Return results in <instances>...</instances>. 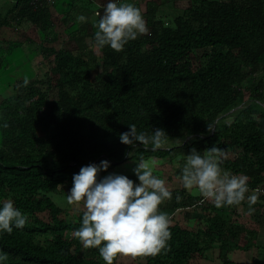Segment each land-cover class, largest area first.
Instances as JSON below:
<instances>
[{"label": "trees", "instance_id": "1", "mask_svg": "<svg viewBox=\"0 0 264 264\" xmlns=\"http://www.w3.org/2000/svg\"><path fill=\"white\" fill-rule=\"evenodd\" d=\"M134 2L148 30L119 51L94 45L106 0H12L0 10V73L21 48L39 69L31 80L0 82V201L12 199L28 216L22 228L0 232L3 264H106L74 234L83 202L67 201L73 174L92 162L110 161L103 177L141 158L173 167L193 147L216 145L224 168L248 176L249 194L264 190V0ZM132 123L148 134L164 128L167 142H121ZM169 190L160 209L170 238L156 254H136V264H199L215 248L234 264L231 252L256 245L264 193L249 214L247 200L217 207L182 182Z\"/></svg>", "mask_w": 264, "mask_h": 264}, {"label": "clouds", "instance_id": "2", "mask_svg": "<svg viewBox=\"0 0 264 264\" xmlns=\"http://www.w3.org/2000/svg\"><path fill=\"white\" fill-rule=\"evenodd\" d=\"M97 15L94 32L97 47L107 45L119 51L148 30L143 10L134 0H106L103 11ZM78 19L85 21L87 17L81 14ZM208 127L210 131L215 128L209 124ZM168 137L164 128H155L148 134L138 131L135 123L120 133L121 142L133 147L139 142L159 148ZM225 155V150L216 145L203 151L193 147L178 178L185 189H198L202 196L199 203L211 200L221 207L240 205L247 200L251 214L255 211L251 205L259 199L261 189H253L249 194L248 176L224 168ZM135 165L133 171L139 182L123 173L100 177L101 171L110 167L107 159L83 165L73 174L72 186L67 191L69 203L83 202L85 208L80 227L74 230L75 236L85 247H98L106 264H112L119 254H156L171 235L169 213L160 209L165 198L172 196L166 180L154 174L148 159L141 158ZM27 222V214L12 199L0 201V232L10 233L13 226L22 228ZM6 257L7 253L0 250V264Z\"/></svg>", "mask_w": 264, "mask_h": 264}, {"label": "rangeland", "instance_id": "3", "mask_svg": "<svg viewBox=\"0 0 264 264\" xmlns=\"http://www.w3.org/2000/svg\"><path fill=\"white\" fill-rule=\"evenodd\" d=\"M5 1H8V2H5ZM9 1H12V0H0V7H1L0 10L6 11L11 5ZM169 2H171V0H169ZM29 30L32 31L33 29L29 28ZM28 33L30 35L29 37L32 38V40L38 41L36 33H32V32H28ZM23 48H26V47H23ZM21 49L16 50L15 53H13L12 56L9 58L11 62V66L6 71L0 73V82L5 81V82L13 83L14 81H16L17 78L24 79V80L26 79V81H28V80L33 79V77L37 75L39 69L36 67V65L33 64V62H31L33 58L32 54L27 51L22 52L23 50ZM4 63L5 64L8 63V60L6 58L3 59V64ZM9 93L12 94L13 91L8 90V94ZM150 163L153 166L154 174H157V175L160 174V176L166 180V184L168 188H176L180 186L181 184L180 179L177 176L173 175L174 173L173 171L177 168H181L183 165L182 163H179L177 159L175 160L174 164H172L173 167H170V165H165L164 167H161L162 161L157 160V159L150 160ZM133 169H134V166L131 164L122 165L121 167L117 168L116 172L130 175L131 173L134 172ZM193 192L196 194L199 193L198 189H193ZM57 202L60 205L66 207L67 203L66 201H64L63 197H60L59 199H57ZM73 213L74 212L72 211L71 215ZM257 215L258 213H254V217ZM175 217L180 218L181 214L177 212ZM247 220H250L251 223H255L254 220H251V219H247ZM259 236H260V241H262L263 239L262 237L264 236V230H262V232H259ZM261 247L264 248V244H262ZM257 248H259V246ZM208 253L209 254L207 255H211V251H208ZM135 256L136 254H131V253L119 254L117 264H136L133 261Z\"/></svg>", "mask_w": 264, "mask_h": 264}, {"label": "crops", "instance_id": "4", "mask_svg": "<svg viewBox=\"0 0 264 264\" xmlns=\"http://www.w3.org/2000/svg\"><path fill=\"white\" fill-rule=\"evenodd\" d=\"M48 2H53V0H48ZM261 227L262 228L260 232L264 230V219H263V224L261 225ZM262 238H261L262 241H260V236H259L258 241L255 242L257 246H260V245L262 246V244H264V236ZM256 245H253V247L247 251L235 250L231 252L230 258L233 261V263L234 264H264V260H262L264 259V250H263L264 248H262V251H259V248H256ZM214 250H215L214 255L213 254L206 255L205 258L199 262V264H223V262L221 261L219 257V249L215 248Z\"/></svg>", "mask_w": 264, "mask_h": 264}, {"label": "built area", "instance_id": "5", "mask_svg": "<svg viewBox=\"0 0 264 264\" xmlns=\"http://www.w3.org/2000/svg\"><path fill=\"white\" fill-rule=\"evenodd\" d=\"M259 189H261V186L259 187ZM259 193H264V190H261Z\"/></svg>", "mask_w": 264, "mask_h": 264}, {"label": "water", "instance_id": "6", "mask_svg": "<svg viewBox=\"0 0 264 264\" xmlns=\"http://www.w3.org/2000/svg\"><path fill=\"white\" fill-rule=\"evenodd\" d=\"M231 112H232V111H231ZM231 112H230V113H231Z\"/></svg>", "mask_w": 264, "mask_h": 264}]
</instances>
